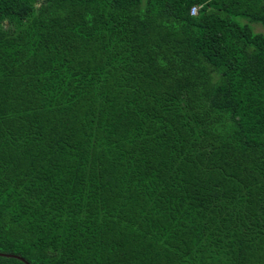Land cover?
<instances>
[{
    "label": "trees",
    "instance_id": "trees-1",
    "mask_svg": "<svg viewBox=\"0 0 264 264\" xmlns=\"http://www.w3.org/2000/svg\"><path fill=\"white\" fill-rule=\"evenodd\" d=\"M249 22L264 0H0V264H264Z\"/></svg>",
    "mask_w": 264,
    "mask_h": 264
},
{
    "label": "rangeland",
    "instance_id": "rangeland-1",
    "mask_svg": "<svg viewBox=\"0 0 264 264\" xmlns=\"http://www.w3.org/2000/svg\"><path fill=\"white\" fill-rule=\"evenodd\" d=\"M240 21L242 22V21H247L246 19H244V18H240ZM249 24H250V26L253 28V30L255 31V27H257L256 28V30H260L261 29V31H262V33H264V29H263V27L259 24V23H257V22H249ZM259 28V29H258ZM260 31V32H261ZM255 32H258V31H255Z\"/></svg>",
    "mask_w": 264,
    "mask_h": 264
},
{
    "label": "built area",
    "instance_id": "built-area-1",
    "mask_svg": "<svg viewBox=\"0 0 264 264\" xmlns=\"http://www.w3.org/2000/svg\"><path fill=\"white\" fill-rule=\"evenodd\" d=\"M190 12H191V14H194L196 12V7H192Z\"/></svg>",
    "mask_w": 264,
    "mask_h": 264
},
{
    "label": "water",
    "instance_id": "water-1",
    "mask_svg": "<svg viewBox=\"0 0 264 264\" xmlns=\"http://www.w3.org/2000/svg\"><path fill=\"white\" fill-rule=\"evenodd\" d=\"M0 255L13 256L11 254H3V253H0ZM16 257L20 258L19 256H16Z\"/></svg>",
    "mask_w": 264,
    "mask_h": 264
}]
</instances>
